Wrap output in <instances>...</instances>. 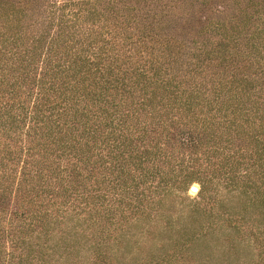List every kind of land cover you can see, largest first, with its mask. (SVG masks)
I'll list each match as a JSON object with an SVG mask.
<instances>
[{
    "label": "trees",
    "instance_id": "1",
    "mask_svg": "<svg viewBox=\"0 0 264 264\" xmlns=\"http://www.w3.org/2000/svg\"><path fill=\"white\" fill-rule=\"evenodd\" d=\"M192 181L200 229L264 235V0H0V264Z\"/></svg>",
    "mask_w": 264,
    "mask_h": 264
},
{
    "label": "rangeland",
    "instance_id": "2",
    "mask_svg": "<svg viewBox=\"0 0 264 264\" xmlns=\"http://www.w3.org/2000/svg\"><path fill=\"white\" fill-rule=\"evenodd\" d=\"M198 187L189 182L180 195L165 199L159 216L128 218L105 238H99L95 226L81 230L68 223L63 234L53 230L46 240L45 264H258L263 234L234 232L220 217L204 232L198 222L206 219H192ZM254 217L245 214L248 223Z\"/></svg>",
    "mask_w": 264,
    "mask_h": 264
},
{
    "label": "water",
    "instance_id": "3",
    "mask_svg": "<svg viewBox=\"0 0 264 264\" xmlns=\"http://www.w3.org/2000/svg\"><path fill=\"white\" fill-rule=\"evenodd\" d=\"M191 189H193V187H191ZM196 190V188L194 189V191Z\"/></svg>",
    "mask_w": 264,
    "mask_h": 264
}]
</instances>
